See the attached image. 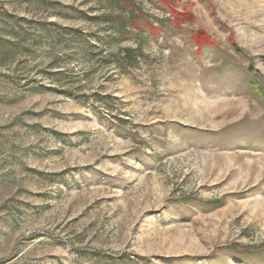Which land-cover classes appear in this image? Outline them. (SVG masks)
<instances>
[{"label":"rangeland","instance_id":"rangeland-1","mask_svg":"<svg viewBox=\"0 0 264 264\" xmlns=\"http://www.w3.org/2000/svg\"><path fill=\"white\" fill-rule=\"evenodd\" d=\"M264 0H0V264H264Z\"/></svg>","mask_w":264,"mask_h":264},{"label":"trees","instance_id":"trees-1","mask_svg":"<svg viewBox=\"0 0 264 264\" xmlns=\"http://www.w3.org/2000/svg\"><path fill=\"white\" fill-rule=\"evenodd\" d=\"M262 93H263L262 97H263V100H264V92H262Z\"/></svg>","mask_w":264,"mask_h":264}]
</instances>
